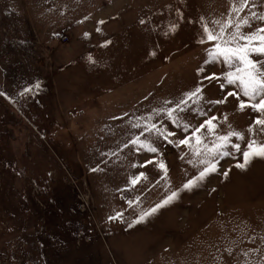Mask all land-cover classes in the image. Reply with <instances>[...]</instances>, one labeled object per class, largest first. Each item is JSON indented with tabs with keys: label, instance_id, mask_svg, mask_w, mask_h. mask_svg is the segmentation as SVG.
Wrapping results in <instances>:
<instances>
[{
	"label": "rangeland",
	"instance_id": "obj_1",
	"mask_svg": "<svg viewBox=\"0 0 264 264\" xmlns=\"http://www.w3.org/2000/svg\"><path fill=\"white\" fill-rule=\"evenodd\" d=\"M240 2L0 0V264H264V159L235 166L250 139L264 143L259 113L239 109L228 96L239 90L221 88L234 69L207 56L213 42L199 43L201 18L214 27ZM260 15L264 0H248L231 19L248 18V33L264 27ZM196 87L203 99L181 122L215 116L217 133L243 134L232 140L241 151L229 147L199 186L134 223L203 165L162 137H150L157 153L137 151L130 141L143 127L132 124L153 116L170 139L190 135L153 110Z\"/></svg>",
	"mask_w": 264,
	"mask_h": 264
},
{
	"label": "snow or ice",
	"instance_id": "obj_2",
	"mask_svg": "<svg viewBox=\"0 0 264 264\" xmlns=\"http://www.w3.org/2000/svg\"><path fill=\"white\" fill-rule=\"evenodd\" d=\"M248 0H241L239 5L233 4L232 13H238L243 11L247 7ZM232 13L229 14L227 20H213L212 24L214 27H209L207 23L201 18V29L202 34L200 35L199 43L203 44L207 42H213L212 47L208 50L207 56L213 61H221L226 65L229 70L223 75L221 88L225 85L235 86L238 92H228V96L236 97L239 100V109L243 110L245 107H250L254 112L259 113V116L255 119L254 123L260 126L261 131H264V63L258 62L254 59V56H264V27H257L255 31L245 33L243 29L245 27L250 28V22L248 18L237 17V22L233 25L231 19ZM253 16H257L256 13H252ZM260 20H264V15L257 17ZM103 23V21H100ZM143 23V21H141ZM234 28V31L229 29ZM175 29V25L172 26V30ZM99 31V29H97ZM88 35L87 33L85 34ZM91 60V57H89ZM203 71V69H200ZM207 79H220L215 74L206 77ZM34 88H39L36 84ZM32 89L25 88L21 93L30 92ZM240 94L247 98L241 99ZM0 95H4L0 93ZM196 102L203 99L202 89L196 87L194 91L185 94V98L180 99L176 102L174 108L168 107L171 101H165V104L160 109H154V113L159 115L163 113L177 128H181L184 133H188L191 129V134L186 135L182 139L173 140L171 137L175 136V133L167 129L159 127L153 122V116L145 118L143 126L139 122L140 118H137V123L132 124L133 128L143 127V131L140 135L135 136L131 139V145L136 148L137 151L140 149L146 150L151 153H157L158 147L154 143V139L158 140L161 137L168 143L172 144L173 147L179 148L181 145L187 147L191 153L192 159L188 162L194 165H203L199 169V174L193 176L183 184L182 189L172 191L163 200L157 203L154 207L143 211L134 223H140L147 217L155 214L159 209L165 205L170 204L173 200L178 198L180 191L183 189L191 190L193 187L199 186V183L203 181L210 173L216 171L217 158L227 156L230 154L228 151L229 147L234 149L236 152L241 151L240 143H233V137L238 141H243L244 136L241 132L232 130L226 134H219L216 132V124L214 121L217 117L212 116L206 119L203 123L198 126H192L188 122H181L179 113L185 111V107L189 101ZM224 100H216L211 103L220 104L224 103ZM203 115V113H200ZM226 119V117H225ZM202 129L206 130L207 136L202 133ZM253 127L249 126L248 132L253 133ZM145 133L147 134L145 136ZM144 137L143 139L141 137ZM154 138V139H150ZM207 137H212L208 140ZM128 145H125L127 147ZM264 159V143H257L255 139H250L247 142V150L243 151V163H237V168H245L252 158ZM184 157L181 156V159ZM146 163L151 164L153 161L149 160ZM164 173L167 174V168L163 161H160L157 165ZM132 167H137L133 164ZM227 173H225V176ZM142 178H146L145 174L141 172L137 176L131 177V184H137ZM131 204V201L129 202ZM122 218V213H117L115 216H110L109 220ZM131 227V224L129 225Z\"/></svg>",
	"mask_w": 264,
	"mask_h": 264
}]
</instances>
